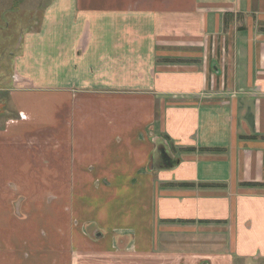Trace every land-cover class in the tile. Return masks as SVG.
Here are the masks:
<instances>
[{
  "label": "crops",
  "instance_id": "obj_1",
  "mask_svg": "<svg viewBox=\"0 0 264 264\" xmlns=\"http://www.w3.org/2000/svg\"><path fill=\"white\" fill-rule=\"evenodd\" d=\"M42 17L0 129V264L264 259V0Z\"/></svg>",
  "mask_w": 264,
  "mask_h": 264
},
{
  "label": "rangeland",
  "instance_id": "obj_2",
  "mask_svg": "<svg viewBox=\"0 0 264 264\" xmlns=\"http://www.w3.org/2000/svg\"><path fill=\"white\" fill-rule=\"evenodd\" d=\"M14 1H18L19 7L16 5L10 8L9 13L1 15L0 13V129L16 118L15 110L11 100V91L15 85V59L20 56L23 50V37L26 32H33L39 27L45 6L50 0H0V9H4ZM189 243V242H188ZM186 244V243H185ZM188 247L198 252L201 248L199 244L190 242ZM172 249V248H171ZM193 252V251H192ZM191 252V253H192ZM179 255L158 256L139 261L138 264H206L205 260H199L198 255H191L187 260ZM115 263L126 264L124 256L116 258ZM128 261V260H127ZM227 261V260H226ZM224 260L213 261L209 264H226ZM228 264H264V259L242 261L241 259L228 260Z\"/></svg>",
  "mask_w": 264,
  "mask_h": 264
}]
</instances>
